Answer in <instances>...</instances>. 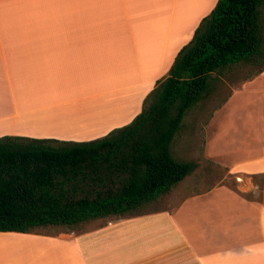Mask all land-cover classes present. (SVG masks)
<instances>
[{
	"label": "crops",
	"instance_id": "0c3cea01",
	"mask_svg": "<svg viewBox=\"0 0 264 264\" xmlns=\"http://www.w3.org/2000/svg\"><path fill=\"white\" fill-rule=\"evenodd\" d=\"M216 2L0 0V136L85 141L129 123ZM221 110L225 134L240 125L239 149L224 140L235 188L198 180L171 209L82 233L0 232V264H264V70Z\"/></svg>",
	"mask_w": 264,
	"mask_h": 264
},
{
	"label": "trees",
	"instance_id": "16d2710c",
	"mask_svg": "<svg viewBox=\"0 0 264 264\" xmlns=\"http://www.w3.org/2000/svg\"><path fill=\"white\" fill-rule=\"evenodd\" d=\"M262 15L264 0H217L141 111L103 136H0V232L82 233L93 221L160 211L148 209L197 167L174 158L171 145L211 75L235 65L264 70ZM252 178L261 183L264 173Z\"/></svg>",
	"mask_w": 264,
	"mask_h": 264
},
{
	"label": "rangeland",
	"instance_id": "374dc122",
	"mask_svg": "<svg viewBox=\"0 0 264 264\" xmlns=\"http://www.w3.org/2000/svg\"><path fill=\"white\" fill-rule=\"evenodd\" d=\"M260 23L263 24L264 27L263 15L260 16ZM253 74H255V69L246 65H235L221 71V74L214 73L211 75L206 92L184 116L182 128L171 145V154L174 158L182 161L194 160L198 167H196L195 173L188 176L184 183L182 182L175 186L155 205L150 206L148 210L171 209L183 199L182 196L184 197V195L191 193L189 192L190 190L194 191L197 189L192 187H195L194 183L198 180H200L201 189L209 188V186L219 183L235 188L233 184V181H235L234 177L225 175V170L228 169V166L223 162L225 152L224 140H234V142H231L233 149L236 147L239 149V143L241 141L239 140L240 125L239 122L237 124L235 123V132L232 134H225V128L222 127L223 115H225V113H222V110L219 113L217 112L225 103L227 93L232 92L234 89H238L242 79ZM254 105L255 104L252 105L250 112L252 114V121H255L257 114V107ZM214 115L219 116L214 127L216 128V132H221L219 134L220 137H218L219 135L216 137L211 136L208 128L209 119ZM239 116L238 120L240 118ZM238 153L239 152H235L236 155ZM211 156H213V158ZM196 172H199V174L197 173V177L194 175ZM193 178L196 180H193ZM254 183L257 184L261 190L259 200L264 201V178L261 183ZM184 188L187 192L182 195L181 192L184 191ZM197 190H199V188ZM103 222H105V220L87 223L86 229L96 227Z\"/></svg>",
	"mask_w": 264,
	"mask_h": 264
}]
</instances>
